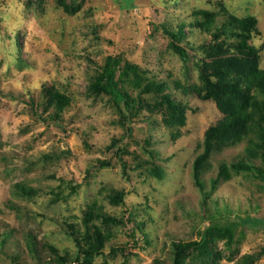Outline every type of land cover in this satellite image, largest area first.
I'll use <instances>...</instances> for the list:
<instances>
[{
    "label": "rangeland",
    "instance_id": "obj_1",
    "mask_svg": "<svg viewBox=\"0 0 264 264\" xmlns=\"http://www.w3.org/2000/svg\"><path fill=\"white\" fill-rule=\"evenodd\" d=\"M74 1L79 9L69 14L57 0H0V264H56L47 244L74 264L78 247L67 224L83 231V211L91 202L124 219L130 212L140 229L132 246L133 223L112 226L102 254L87 264H172V242L198 240L211 217L264 219V182L250 173L232 172L207 198L203 194L220 163L244 157V141L213 152L201 175L203 189L196 185L193 161L202 151L204 131L220 113L213 101L182 87L200 83L195 61L202 56L199 46L210 39L190 25L195 9L215 12L218 25L228 14L255 16L260 34L252 43L264 69V0ZM181 23L186 34L178 43L187 48L188 59L169 48L165 32ZM118 54L136 64L141 76L167 83V91L187 106L185 125L168 127L159 112L142 108L126 124L128 132L108 96L87 92L105 58ZM124 86L136 95L137 89ZM43 87L70 97L59 121L47 117L51 108L44 110ZM112 139L126 149L122 158L116 147L107 148ZM100 160L110 165L100 166ZM150 161L163 169L162 178L148 174ZM17 182L37 193L18 194ZM69 183L77 185L74 191ZM114 190L126 192L123 203L110 202ZM235 239L231 257L223 240L216 242L221 252L216 264H234L258 251L264 231L239 226ZM112 246L125 247L127 256L112 253ZM187 260L201 264L197 257ZM253 264H264V255Z\"/></svg>",
    "mask_w": 264,
    "mask_h": 264
},
{
    "label": "trees",
    "instance_id": "obj_2",
    "mask_svg": "<svg viewBox=\"0 0 264 264\" xmlns=\"http://www.w3.org/2000/svg\"><path fill=\"white\" fill-rule=\"evenodd\" d=\"M57 4L69 14L79 9V5L74 0L69 2L57 0ZM192 14L194 20L190 25L209 34L210 39L199 46L202 49V56L195 61L200 83L182 87L184 91H191L203 101H213L220 113V118L204 131L202 151L193 161L196 185L203 189L201 175L210 167L209 158L213 152L245 142L243 158L230 165L225 162L218 165L216 177L210 180V190L203 192L207 198L220 181H226L231 177L232 172H247L254 179L264 182V69L259 67V49L252 43V39L260 34L255 16L238 17L228 14L218 25L217 14L213 11L195 9ZM184 28L185 24L181 23L176 31L165 29V32L171 38L169 48L182 58L188 59L190 54L187 48L178 43L186 34ZM126 83L131 88L137 89L135 96L125 89ZM43 89L44 110L51 108L47 117L59 121L62 112L70 105V97L53 87H43ZM167 89L168 85L165 81L141 76L139 67L123 60L122 55L119 54L107 56L103 64L94 72L87 86L90 95L109 97L119 113L118 121L127 127L128 132L131 128L126 124L142 108L159 112L162 123L168 127L178 128L185 125L187 106L176 100ZM145 94H151L152 100H145L143 98ZM35 113L37 114V111ZM43 121L46 122V118ZM179 134L177 130L174 136ZM119 142V139H112L107 148L116 147L115 153L122 158V153L126 152V149L120 147ZM149 163L150 166L146 168L148 174L162 178L163 169L153 161ZM99 165L109 166L110 162L100 160ZM138 165L140 166V163ZM14 186L16 192L23 196L30 197L37 193L34 188L22 182H17ZM68 186L72 191L77 187L72 183ZM125 196L124 190H114L108 195L114 205L123 203ZM131 215L129 212L128 217L124 219L123 216L105 213L95 202L88 204L81 219L83 231L74 223L67 224L69 229L67 231L78 247L72 262L87 264L91 258L102 254L106 242L113 237L112 226H123L126 222L133 223L132 246H137L135 234L136 229H140V225ZM229 216L211 217L208 225L199 230L198 240L173 241L172 264H188L187 259L195 257L201 264H216L221 258V252L215 248L218 240H223L225 246L230 249L229 257H231L235 252L233 243L237 242L235 232L239 226L249 229L261 227L264 231L262 218L252 217L249 214L234 218ZM98 221L100 224L97 223ZM46 246L53 252L56 264H68L66 253L61 254L51 244ZM125 249V247L112 246L111 252L122 251L123 255L127 256ZM263 255L264 245L260 246L258 251L243 254L234 264H253Z\"/></svg>",
    "mask_w": 264,
    "mask_h": 264
}]
</instances>
